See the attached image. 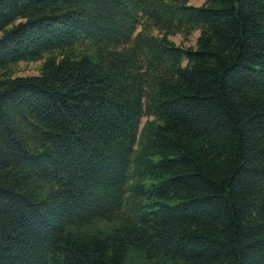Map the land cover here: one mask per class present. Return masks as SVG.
Masks as SVG:
<instances>
[{"label": "trees", "instance_id": "1", "mask_svg": "<svg viewBox=\"0 0 264 264\" xmlns=\"http://www.w3.org/2000/svg\"><path fill=\"white\" fill-rule=\"evenodd\" d=\"M203 1L0 0V264H264V0Z\"/></svg>", "mask_w": 264, "mask_h": 264}, {"label": "rangeland", "instance_id": "2", "mask_svg": "<svg viewBox=\"0 0 264 264\" xmlns=\"http://www.w3.org/2000/svg\"><path fill=\"white\" fill-rule=\"evenodd\" d=\"M203 0H189V4L193 6L202 5ZM155 34V31H153ZM199 35L198 31H194L189 35L178 34L170 37V40L175 44L182 47H194L196 43V39ZM42 62H32V63H18L17 65H13L9 67L10 74L13 77H27V76H35L38 75L40 70V65ZM145 121L142 119L141 124Z\"/></svg>", "mask_w": 264, "mask_h": 264}]
</instances>
